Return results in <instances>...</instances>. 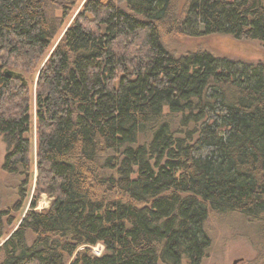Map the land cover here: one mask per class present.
Listing matches in <instances>:
<instances>
[{"label":"trees","instance_id":"trees-1","mask_svg":"<svg viewBox=\"0 0 264 264\" xmlns=\"http://www.w3.org/2000/svg\"><path fill=\"white\" fill-rule=\"evenodd\" d=\"M176 1L0 0L1 170L19 197L36 141L10 231L21 203L0 205V264H201L211 212L264 234V66L166 43L264 47V0Z\"/></svg>","mask_w":264,"mask_h":264},{"label":"rangeland","instance_id":"rangeland-1","mask_svg":"<svg viewBox=\"0 0 264 264\" xmlns=\"http://www.w3.org/2000/svg\"><path fill=\"white\" fill-rule=\"evenodd\" d=\"M185 0H177L176 9H181ZM80 5L71 13L70 19L78 11ZM167 47L176 54L186 51L205 50L214 56L242 61L246 63H261L264 66V47L258 41L237 40L228 35L212 34L198 37L169 36ZM32 141V176L31 182L22 197L18 196V179L1 170L6 153V145L0 136V205L1 208L20 201L21 207L14 213L13 225L7 226V231L16 226V221L29 209L34 193L35 170V128L31 133ZM50 198L41 194L35 209L42 210L49 206ZM210 238V247L201 264H264V234L259 222L249 219L237 212H211L204 224ZM94 255L103 253V246L97 244L90 247ZM181 264H186L182 261Z\"/></svg>","mask_w":264,"mask_h":264}]
</instances>
